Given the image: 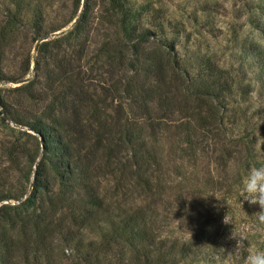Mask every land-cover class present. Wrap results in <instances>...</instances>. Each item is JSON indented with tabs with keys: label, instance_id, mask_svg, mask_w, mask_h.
Segmentation results:
<instances>
[{
	"label": "rangeland",
	"instance_id": "374dc122",
	"mask_svg": "<svg viewBox=\"0 0 264 264\" xmlns=\"http://www.w3.org/2000/svg\"><path fill=\"white\" fill-rule=\"evenodd\" d=\"M86 1L82 0L74 14L72 0H45L50 6L46 8L50 27H64L35 41L30 22L9 26L8 2L0 0V53L5 67L0 83V194L11 198L0 207L25 205L33 196L34 173L39 166L45 172L51 169L38 145L40 139L28 124L44 115L47 118L53 108L52 117L64 125L68 141L77 142L82 165H91L94 175L101 177L96 180L102 183L103 193L120 188L122 200L144 205L149 198H140L141 191L135 190L136 173L140 152L149 151L160 159L151 169L164 187L152 195L157 217L167 215L173 226L177 225L178 201L197 210L201 206L225 208L227 204L229 219L239 220L252 207L254 217L259 207L241 201L242 186L235 187L239 196L229 194L231 202L226 189L218 191L217 182L237 183L244 175L248 161L244 152L236 153L239 148L235 146L242 136L256 142L248 158L251 166L264 165V0H123L133 11L132 25L137 28L131 42L119 24L121 16L112 24L103 21L111 13H105L104 0H89L88 23L77 35L75 27ZM146 31L151 32L147 41L140 39ZM45 37L50 38L42 41ZM43 44H49L44 53L38 49ZM120 51L122 57L115 59ZM176 59L178 67L171 61ZM168 61L166 86L158 84L157 78ZM206 61L227 71L243 94L225 95L227 100L221 106L226 115L218 130L214 126L200 129L195 124L197 116L186 117V112L195 115L202 109L203 102L191 97L187 82L199 74ZM26 63L29 72L23 69ZM140 82L163 90L162 102L139 98L140 91L144 93ZM29 83L34 84L33 89L21 95L17 89ZM1 102L10 106L13 116H7ZM12 118L21 119L22 125ZM78 123L80 130H75ZM187 123H191L189 129H199L190 157ZM99 138L100 144H94ZM138 143H144V148ZM230 151L235 154L229 158ZM24 191L26 195L18 199ZM42 199L34 198L20 212L38 213ZM168 203L175 214L166 212ZM29 220L32 217L26 220L32 229L34 221ZM68 225L62 223L65 232ZM238 225L240 229L248 227L241 221ZM98 233L87 232L86 244L97 241ZM222 234H226L224 229ZM76 263L65 260L60 264Z\"/></svg>",
	"mask_w": 264,
	"mask_h": 264
},
{
	"label": "trees",
	"instance_id": "16d2710c",
	"mask_svg": "<svg viewBox=\"0 0 264 264\" xmlns=\"http://www.w3.org/2000/svg\"><path fill=\"white\" fill-rule=\"evenodd\" d=\"M7 2L9 26L30 22L35 41L64 27H50L46 9L50 6L45 5V0H7ZM88 2L89 0L86 1L83 14L76 24L77 35L83 30V24L88 23L86 16ZM81 3L82 0H72L74 14H78ZM102 4L104 10L106 9L105 13L111 11L103 21L112 24L121 16L119 24L128 32V41L135 40L137 28L132 25L134 18L131 8L123 0H104ZM150 34V31H146L140 39L144 38L147 41ZM48 45L43 44L38 49L44 53ZM122 51L114 58L120 59ZM171 51L174 52L173 49ZM171 61L177 67L180 64L177 59ZM170 65L171 62L168 61L163 66L164 71L157 78L158 84L168 85L165 81L166 69ZM200 66L203 67L199 69V74L188 79L187 87L191 97L203 102L204 110L202 106L195 115L186 112V115L188 114L186 117L192 119L197 116L195 124L200 129L214 126V130H218L223 125L226 115L225 109L221 106V102L227 100L225 95L242 96L243 94L239 85L233 81V78H229V74L224 69L213 65L210 61ZM4 68L1 52L0 83L4 80ZM23 69L29 72L30 65L26 63ZM182 73L187 76L184 71ZM138 86L144 91L143 94L140 91L139 98H144L148 102H162L160 98L163 90L160 91L159 87H155L156 85L149 87L147 83L141 85V82ZM33 87L34 84L29 83L25 87H19L17 91L21 92V95L29 94ZM132 92L134 94V91ZM163 93L165 94L164 91ZM1 103L7 116H13L10 106L5 102ZM49 111L51 115L49 114L47 118L44 115L35 120L34 124H28L38 136L37 139L41 141L42 138L38 145L43 149L44 161L51 167L49 172H45L43 166H39L34 173L33 196L25 202L27 206L32 204L34 198L36 200L38 197L43 198L40 211L35 214H24L20 210L25 205H20L19 208L8 205L0 207V264H60L65 260L76 261V264H226V262L244 264L248 255V245H251L253 250L264 251V223L253 217L252 207L249 208L246 217L239 220V217L229 219L227 204L225 208L215 205L210 206L209 209L201 206L200 210H197L193 207H184L183 203L178 201L180 205L176 216L180 219L177 225L173 226V221L167 215L163 218L157 217L158 215L154 213L155 201L152 200L154 198L152 195L154 191H163L164 187L160 177L151 169L157 166L160 160L154 152L152 154L146 151L144 155L140 152L141 156L136 157L141 163L137 165L140 168L136 173L138 185L135 190L141 191L140 198L143 196L149 198L148 201H144V205L138 204L136 200L130 203L122 200V195H119L120 188L111 191L114 193L107 190L103 193L102 183L96 180L101 177L94 175V167L91 165L89 167L82 165L79 148L75 147L77 142L74 144L68 141L69 137L64 125L60 120L56 121V117H52L55 116V110L51 108ZM12 121L20 125L23 123L21 119L16 118H12ZM189 125L191 123H187L186 144L187 155L190 157L196 145L193 139L197 137L199 129H189ZM75 127V130H80L79 123ZM131 138L135 139V137ZM99 140L101 138L94 144H100ZM238 141L240 144L235 145L239 148L236 153L240 156L244 152L245 160L248 161L244 175L237 183L229 184L225 179L217 182L221 188L218 191L226 189L228 199L231 193L233 196L237 194L239 196L235 187L242 186V179L251 166L248 158L255 151L256 146L255 141H248L243 136ZM138 144H142L144 148V143ZM240 146L244 147L243 150ZM234 154L235 151H230L228 157ZM225 162L227 158L224 159ZM40 189H43V192H40ZM25 195L26 191L18 199ZM10 199L8 195L0 194V203ZM229 200L232 202L233 199ZM168 205L166 212L175 214L173 205L171 203ZM259 211L260 208L256 212ZM30 217L32 220L29 221H34L32 229L26 224V220ZM65 221L69 222L66 232L62 226ZM238 221L248 227L240 229ZM56 223L57 225L54 226ZM6 225H9V229L5 227ZM223 229L226 234H222ZM96 230L99 232V239L86 244L85 234ZM232 234L235 239L232 238ZM236 239L244 241L239 248H236ZM58 260L61 261L58 263Z\"/></svg>",
	"mask_w": 264,
	"mask_h": 264
},
{
	"label": "clouds",
	"instance_id": "9594fccd",
	"mask_svg": "<svg viewBox=\"0 0 264 264\" xmlns=\"http://www.w3.org/2000/svg\"><path fill=\"white\" fill-rule=\"evenodd\" d=\"M241 201H246L251 205H259L260 211L254 216L258 218L260 223H264V165H252L247 170L246 175L242 179ZM232 238L235 239L233 234ZM236 240V248H239L244 241L241 239ZM230 259L231 253L229 254V261ZM244 264H264V251L253 250L252 246L248 245V255Z\"/></svg>",
	"mask_w": 264,
	"mask_h": 264
},
{
	"label": "water",
	"instance_id": "95a60500",
	"mask_svg": "<svg viewBox=\"0 0 264 264\" xmlns=\"http://www.w3.org/2000/svg\"><path fill=\"white\" fill-rule=\"evenodd\" d=\"M50 37H45L42 39V41H47ZM41 141H42V138H41Z\"/></svg>",
	"mask_w": 264,
	"mask_h": 264
}]
</instances>
